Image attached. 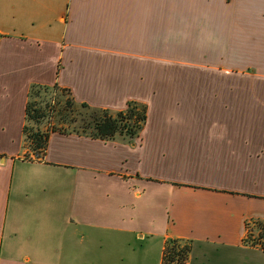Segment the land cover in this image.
I'll list each match as a JSON object with an SVG mask.
<instances>
[{
    "label": "crops",
    "instance_id": "1",
    "mask_svg": "<svg viewBox=\"0 0 264 264\" xmlns=\"http://www.w3.org/2000/svg\"><path fill=\"white\" fill-rule=\"evenodd\" d=\"M31 85L146 107L133 145L50 132ZM264 0H0V264H264Z\"/></svg>",
    "mask_w": 264,
    "mask_h": 264
},
{
    "label": "trees",
    "instance_id": "2",
    "mask_svg": "<svg viewBox=\"0 0 264 264\" xmlns=\"http://www.w3.org/2000/svg\"><path fill=\"white\" fill-rule=\"evenodd\" d=\"M53 90H59L70 98L55 105L56 103L47 97ZM43 94L46 97L45 101L38 102V98ZM53 114L57 118L50 122ZM45 119H49L50 129L41 130L39 126ZM145 121L146 107L137 102H129L121 111L93 108L84 103H78L77 106L66 89L56 85L52 87L31 85L27 94L25 125L22 132L27 150L34 159H39L45 153L50 132L75 134L102 141L120 140L133 145ZM253 225L257 234L253 236L252 231L246 226L248 231L245 242L250 241L264 250V221H255ZM188 252L187 245L179 247L176 241H167L162 264H184Z\"/></svg>",
    "mask_w": 264,
    "mask_h": 264
},
{
    "label": "rangeland",
    "instance_id": "3",
    "mask_svg": "<svg viewBox=\"0 0 264 264\" xmlns=\"http://www.w3.org/2000/svg\"><path fill=\"white\" fill-rule=\"evenodd\" d=\"M43 96V97H42ZM47 97L48 98H50L51 100H53L56 104L55 105H57V103H62V102H65L66 101V99H69L70 97L67 95V94H63V93H61L59 90H53L52 91V93H50V94H48L47 95ZM45 99H46V97H45V95L43 94V95H41L39 98H38V102L39 101H45ZM76 105L78 106V103H76ZM57 118V116L55 115V114H53V116H52V119L51 120H49V119H45L44 121H42V123L40 124V126H39V128L41 129V130H45V128H48V129H50V127L48 126V120L50 121V122H54L55 121V119ZM30 126V125H29ZM27 155H26V158L28 157V158H33V156L29 153V151L27 150ZM248 230L250 231H252V234H253V236H255L256 234H257V230H255L254 229V225L253 226H250L249 228H248ZM250 240V239H249ZM249 244H251L250 243V241H249ZM177 245L179 246V247H183L184 245H186L185 243H183V242H177Z\"/></svg>",
    "mask_w": 264,
    "mask_h": 264
},
{
    "label": "built area",
    "instance_id": "4",
    "mask_svg": "<svg viewBox=\"0 0 264 264\" xmlns=\"http://www.w3.org/2000/svg\"><path fill=\"white\" fill-rule=\"evenodd\" d=\"M0 249H1V239H0ZM161 264H162V262H161ZM185 264V263H184Z\"/></svg>",
    "mask_w": 264,
    "mask_h": 264
}]
</instances>
